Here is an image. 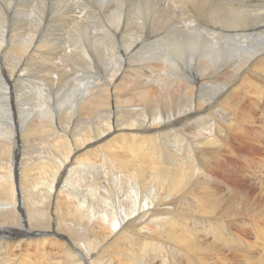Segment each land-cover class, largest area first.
<instances>
[{"label":"bare ground","instance_id":"obj_1","mask_svg":"<svg viewBox=\"0 0 264 264\" xmlns=\"http://www.w3.org/2000/svg\"><path fill=\"white\" fill-rule=\"evenodd\" d=\"M5 1L11 4L13 0ZM61 1L69 0H56L54 5H59V3H62ZM181 1L182 8L189 5L187 4L188 0ZM192 1L196 3L194 13L199 18L200 23L205 21L206 17L204 24H210V27L214 29L222 27L218 29H228L237 34L236 30L246 27L242 21H247L249 18L253 19V21H258L259 19L255 18L256 15L254 17L251 15L252 13H247L248 10L246 8L241 9V7L253 6L252 4L256 0L239 1V4L242 5L238 6L239 8L237 9L226 7L224 0ZM16 4V15L22 16V11H24V14L28 11L20 8L24 5L23 2ZM28 4L31 6L30 2ZM202 4H205V6L200 7ZM70 5L74 6L73 3ZM112 5L108 4L107 6L111 16V19L107 22L116 25L122 18L119 8H113ZM170 6L172 7L170 12L174 15L176 6L173 0H170ZM190 6L192 5L190 4ZM167 11L169 12L168 9ZM259 15L258 17H260ZM35 16L36 21H41L39 25L37 24V27L43 26L46 19L55 22V24L48 22L46 26L45 30H48L46 33L50 35L49 29L64 30L65 27L76 22L81 15L77 14L74 6L68 12L60 11L55 15H46L44 8L36 11ZM179 16L174 15L173 17L178 23L184 22L182 17L179 18ZM154 19L157 20L158 16ZM178 19L181 20L179 21ZM3 22L0 23L2 27V33H0V54L5 56L12 51L14 56L21 57V49L7 43L2 35L4 33L7 37H12L19 34L20 31L16 33L15 27L6 28ZM156 23L158 26L165 24L162 26L164 31L169 27L166 25L167 22L156 21ZM20 24L22 28L26 27V22H20ZM177 26L181 27L180 24ZM108 29L106 28V30ZM242 30L244 31V29ZM35 31L33 29L34 33ZM120 31H122V39L126 38L125 49L119 52L121 53L120 57L123 64L114 57L113 52L102 53L103 56L100 58L97 54L87 51L88 49L81 48L80 51L73 50L77 57L68 55L72 65H76L74 61L81 57L82 61H86V64L89 65H85L88 68V72L92 73L94 65L102 62L107 68V77L104 79L100 78V76H95L96 81H86L83 84L73 81L69 82L71 89L64 97L65 99L61 101L62 107L60 108L63 111L60 114H62V119L58 120L60 126L63 124L64 131L63 129L60 130L57 125L55 126L57 114L51 103V91H42L41 86L50 85V88L53 87L52 81L47 77L48 73L54 69L62 71L65 69L58 61L60 53H55L51 45L47 44L44 46L45 48L43 47L42 43H46V40L42 34L35 38L36 42L33 45L37 47L34 54L37 62L35 59L34 61L40 67L39 70H35V65L25 64L24 67L19 66V62L10 68L0 66V264H104L105 261L106 264H193L194 262L210 264V257L213 256L215 251L220 249L221 243L225 247L235 246L236 250L246 248V246L242 245L246 241L236 236L235 232L232 233L228 230L231 223L234 225L237 221H234L232 214L226 215L225 213L228 211L224 209L225 205L230 208L232 201L238 198L230 197L232 194H244L241 192L242 190L239 191L233 185L227 184L225 186L228 188L229 193L227 194L230 196L227 195L229 197L224 199L220 195L226 192L217 182L219 179H216L212 173L214 169H218L221 174L225 173L222 169L225 168V166H222L225 163L224 154L230 156L234 153L231 144L226 145L224 142L227 139L226 135L229 133L227 132L228 130L226 131L227 133H224L219 127L216 130L207 126V119L216 116L218 121H221L217 115H210L209 113L217 107L221 112V122H225L228 129H232V125H235V131H240L244 123V116L251 115L253 111L261 109L260 101L257 100L256 96L264 100V90L256 89L253 91V84L249 77L257 79V76L264 80V51L262 52V50L258 49L249 50L247 47L234 44H224L222 47L216 42H211L209 47H203L205 40L204 42L201 41L199 45L192 41L188 49L175 46L174 48L179 51L181 56L187 54L188 58H191V54L203 53L201 61H196L194 66L195 73L192 74L191 70L188 71V69L186 70L188 77L175 72L178 74L175 78L168 76L163 80H153L152 78L156 72V66L153 62L160 63L163 61L165 63L168 57L162 53L164 58L160 57L162 58L160 61L161 51L155 50L157 48L156 45L155 49L146 50L147 52L145 51L141 59L144 63L148 62L144 64L146 67H136L138 64L135 66L131 62L132 55L143 48L139 44L147 38L149 32L143 40H139L135 39V37L127 38L126 35L129 33L128 25L120 28ZM154 31L157 32L156 30ZM181 33L184 34L185 30ZM34 37L30 38L34 39ZM41 48H44L43 51L40 50ZM63 48L66 50V46H63ZM134 49L136 50L134 51ZM223 52L227 56L229 55L230 65L222 64L221 55ZM157 53H159V56ZM32 54L33 51L30 52L31 59H33ZM6 57L8 56L6 55ZM6 57L4 58L7 59ZM172 59H169L171 66L173 65L172 68H180L177 62L180 59L175 60L174 57ZM151 60L154 61L149 62ZM181 60L185 61V58L182 57ZM194 60L195 58L192 61ZM20 61L22 63V60ZM9 64L6 65L8 66ZM140 65H142V62ZM210 68L213 70L212 72L208 71ZM217 68L219 70L215 72ZM28 69L35 73L27 71ZM230 69L232 70L230 71ZM175 73L171 72L169 75H174ZM231 73L236 74L234 79L230 76ZM89 75L92 74L89 73ZM41 80H43L42 83H40ZM23 81H26L27 90H24L25 88L18 89V82L23 84ZM142 81H153V85L159 82L160 87L158 86L159 88H157L160 90L162 87L165 94L163 96L168 98L166 101L161 100L163 105L168 106L173 98L178 100L171 108L166 107L163 112H151V117L148 118L142 111V107L141 109L136 108L138 103H141L140 106H142V101L143 105L149 101L145 102V92L141 88ZM129 82H131L130 84L137 82L136 87H125V85H129ZM197 85L211 92L216 86L219 92L221 93L223 90V93L209 99H203L202 93H199L194 104L193 100H189V98L193 96L191 93L195 92ZM170 86L177 87V89L174 88L177 92L170 91ZM145 87L147 88V86ZM18 90L21 96L26 97L33 103L31 110L21 107L22 112L25 114L26 124L30 123L26 129V135L29 136L30 131L37 130L39 131V134H37L41 139L40 125H42L49 128L51 131L49 134L55 133L57 136L63 137L57 143L52 144L48 151L41 149L37 145L36 147L26 146L28 143L26 136V145L20 149L21 144L19 141H21V135L18 118L14 115L13 109L16 103L19 106L22 105L19 100V94H17ZM97 90H102L103 95L99 96ZM247 91H251L252 95H249ZM39 92L40 97H42L40 99H38ZM158 93L157 95L160 94ZM160 95L157 97L160 98ZM178 95L181 99L187 98L190 102H186V99L180 103ZM153 97L155 98L156 95ZM41 102H43V105L40 104ZM50 103L52 106L49 105ZM148 105L149 108L157 107L158 102L149 101ZM244 112L245 114H243ZM97 115L98 119L94 121L93 118ZM238 115L240 116L239 121L235 118ZM39 116L41 118L40 121L46 122L45 124L41 122L40 127L33 121H38ZM247 121L251 124L255 122L254 125L258 124L264 128V117L260 116L256 121L253 119H248ZM19 123L22 124V121ZM75 128L79 131L74 132ZM242 130L244 129L242 128ZM61 131H63V134L60 136L59 132ZM185 131L192 132L189 135L194 138L195 145L193 147L188 146L189 149L187 147L188 151L184 154V159H178L176 154H173L174 151L171 149V151L166 150L167 147L160 140L161 136L168 138L173 136V138H170L171 141L173 140L174 143L178 142L182 140L181 135L183 133L186 134ZM256 133H258L256 141H262L264 130L255 129L254 133L249 132L246 134L255 135ZM22 135L24 134L22 133ZM170 145L172 146V144ZM206 146H213L214 149H212L215 153H210ZM176 147L175 150H177ZM220 150H224V154L217 157L215 154H218ZM212 155H215V158L217 157L216 160L213 158L211 161ZM172 161H176V163H172ZM78 162L79 165H77ZM250 162L251 166L253 162L257 163L251 160ZM171 163L174 165L172 169L168 167ZM259 168L261 167L254 169L256 178L259 174L255 173L260 170ZM260 174L264 177L263 173ZM235 177L237 178V176ZM226 179L228 178L226 177ZM226 179L223 180L225 183ZM241 180L245 183L243 179ZM256 180L260 183L258 185L260 188L259 193L264 194V179H255V182ZM236 185H238V182ZM239 189L241 188L239 187ZM82 190H85V193L79 192ZM253 191L254 189L252 188L251 194H253ZM259 193L258 195L250 196L245 194L244 197H247L245 199L249 201V204L245 202L248 204L247 206L251 209L255 207L256 210L260 211L263 203H259L256 199L260 196ZM99 196L105 197V209L98 208L102 205ZM111 196H113V199ZM111 201L113 202L111 203ZM245 216L244 214L241 218ZM258 223L256 222V224ZM241 226L242 228H250L244 220H242ZM255 231L258 233L260 229L256 228ZM257 246L260 247V245ZM230 250L233 249L230 248ZM236 253L238 254V252ZM246 254L245 257H248L249 253ZM229 256L228 258H230ZM222 259H224L223 255ZM254 260L255 257L253 258ZM213 261L214 264L222 263L221 256H215ZM258 263L256 262L255 264Z\"/></svg>","mask_w":264,"mask_h":264},{"label":"rangeland","instance_id":"obj_2","mask_svg":"<svg viewBox=\"0 0 264 264\" xmlns=\"http://www.w3.org/2000/svg\"><path fill=\"white\" fill-rule=\"evenodd\" d=\"M4 1L5 0H0V23L4 21L3 24L6 25V28L15 27L14 29H15L16 33H18L19 31L20 32H19V34L14 35L15 37L12 36V35H11L12 37H7L6 35H4V33L2 35H3L4 40L6 39L5 41L7 43H9L10 45H13L14 47H19L21 49V51H20L21 57L14 56L12 51L9 54H6L8 57H6V55L4 56L3 54H0V56H1L0 57V66L1 67H9L10 68L12 65H14L15 63H18L19 62L18 63L19 66L24 67L25 64H29L30 66H34L35 65L36 66L35 70H39L40 67H38L36 65V63H35L36 57H34V54H35V51H36L37 47H35L33 45L36 42V39L35 38L37 36H40V34H42L43 38L46 40V43H42L43 44V47L46 46L47 44L53 46V48H52L53 51L55 53H60V56L58 57V59H59L58 61H59L60 65L65 69L63 71L62 70H59V69H54V70H52V72L50 71L48 73V76L47 77L52 81V86L53 87L50 88V85H47L46 87L45 86L44 87L41 86V90L42 91H45V92H47L49 90L51 91V97H52L51 103L53 104L54 111L57 114V121L55 122V126L57 125L58 128L60 130L63 129V131H64V127H62L63 124H61L62 126H60V123H59L58 120L62 119L61 118V115L62 114H60L63 111V109L60 108V107H62L61 101L63 99H65L64 97L66 96V94L71 89L69 82L73 81V82H76V83L83 84L86 81H90V82L96 81L95 80V76H97V77L100 76V78H104V79H106V77H107V68L104 66V64H102V62L96 63L94 65V68H93L94 70H93V73H92V72H88V68H86L85 65H87V66H89V65L86 64V61L83 62L82 59H81V57L77 58L74 61L76 63V65H74V64L72 65L71 61H69V59H68L69 58L68 55L69 56L70 55H73V56H76L77 57L76 53L73 50L80 51L81 48H84L86 50L88 49L87 51H89L91 53H94L95 55L97 54V56L100 57V58H102L101 56H103L102 53H110V52H113L114 57H116L121 62V64H123V61L121 60V57H120V54L121 53H119V52H120V50L125 49V46L124 45L126 43V38L122 39V37H121L122 31H120V28H122L124 26H127V25L129 26V33L130 34L128 33L126 35L127 38H129V37L130 38L135 37V39L143 40L145 38L146 34L149 32V34H147V38L143 42H141L139 44L144 49L141 48L140 51H138L136 54H133L132 55L133 57L131 58V62L133 63V65L136 66L138 64L136 67H141V66H143V67L145 66L146 67V65H144V64H147L148 62L147 63H144L143 60H141V59L143 58L146 50H148L150 48L155 49L156 45H157V48L155 50H158V51L160 50L161 51V53H160L161 56H159V53H157L158 56H159V58L160 57H163L162 56V53H164L165 56L168 57V60H166L165 63L163 61H161L162 58H160V61H161L160 63L155 62L154 60L149 61V62H153L154 61L153 63L156 66L155 67L156 72L154 73V76L152 78L153 80H163V79H165V77H168V76L171 77V78H175L178 75L176 73H179V74H181L183 76L186 75L185 77H188V74L186 73V70H188V69H189L188 71L191 70L192 74H194L195 73V67L194 66L196 65V61L197 62L201 61V59L203 57V53H201V54H197V53L191 54L192 55L191 58H188L187 57L188 56L187 54L181 56V54L179 53V51L175 50L176 48H174V46H175V47H183L185 49H188L192 41L193 42H196V44L199 45V43L201 41L204 42V40H205V43H203V47L204 46L205 47H209L210 44H211V42L212 43L213 42H216V43H218V45H222V47L224 46V44H229V45L230 44H234V45H239V46L247 47L249 50L258 49V50H262V52L264 51V14L262 15L263 17L261 16V14L264 13V0H256L255 2H253V4H252L253 6H251V7H248V6L241 7V9L246 8L248 10L247 13H250V14L252 13L251 14L252 16L255 17V15H256L255 18H259V19H258V21L257 20L256 21H253V19L249 18V19H247V21L246 20L242 21L244 23L243 25L246 26L245 27L246 29L245 28H241V29L236 30L237 31V34H236V32L230 31L228 29H218V28H222V27H218L217 29H214V28L210 27L211 26L210 24H204V22L206 21V17H205V21H201V23H200L199 18L194 13V9L196 7V5H195L196 3L194 1H192V0H188L187 1V4H189V5H187V7L185 5H183V6H185L184 7L185 9L182 8V5H181L182 4V1L181 0H173L174 1V5L176 6V12H175L174 15H180L179 18L182 17V20L184 21L182 23H178V21L175 19V17H173L174 16L173 13L170 12L171 11L170 8H172L170 6V0H162V1L161 0H156V1L155 0H150V1L149 0H137V1L136 0H104L103 2H102V0H69V1H61L62 3H59V5H54V3L56 2V0H13L11 4L10 3L8 4L7 1H5V2ZM17 1L19 3H22L23 2V4H24L20 8H23L24 10H28L27 12H25V14L23 13L24 11H22V16L23 17L21 15L18 16V15L15 14V10L17 9V7H16L17 4L16 3H18ZM179 1H181V2H179ZM224 1H225L224 2V5L226 7L230 8V9L232 7H234V8L237 9V8L240 7V5H242V4H239V1L242 2L244 0H224ZM29 2L31 3V6L28 4ZM152 2H154V3H152ZM257 2L259 4L261 3V5H259ZM71 3L74 4L75 10L77 11V14H79V16L81 15L80 17H78L79 19H77L76 22H73L68 27H65L64 30H59L57 28L49 29V31H50L49 34L50 35H47L48 33H46V32H48V30L47 31L45 30L47 28L46 26H47L48 22H50L52 24H55V22L46 19V20H44V23H43L44 25L43 26L40 25V26L37 27V24L39 25V23L41 21L39 22V21H36L35 20V17H36L35 16V12L36 11H39V10H42V9L45 8V14L46 15L47 14L55 15L56 13H58L60 11H62V12L63 11L68 12L72 7H74V6H71L70 5ZM204 3L206 4V2H204ZM108 4L109 5H112L113 4L112 5L113 8L117 7L120 10V15H121V18L122 19H120L119 23L116 24V25L115 24H112V23H108L109 22V19H111L110 11L108 12V8H107ZM190 4L192 6H190ZM205 4L200 5V7H204ZM165 5L167 7L164 8L163 6H165ZM149 7H150V9H149ZM4 8H5V10H4ZM167 9L169 10V12L167 11ZM259 9L260 10H263V11H260ZM255 11H257L258 13L255 12ZM54 12H55V14H54ZM192 13L194 14V16H193ZM258 15L260 17H258ZM88 16H89V18H88ZM157 16H158V19L157 20L154 19ZM163 17H165L166 19L163 18ZM86 18H88V19H86ZM186 18H187V20H186ZM260 18L263 19V20H261ZM88 20H90V21L88 22ZM156 21L162 22V23L167 22L166 25H168L169 27L164 31L162 26L165 25V24L158 26L157 23H156ZM20 22H26V24H25L26 27L24 26L25 28H22V26H20L21 25ZM103 23H105V24H103ZM178 24L181 25V27L183 28V30H182L181 27H178L177 26ZM108 25H111V26H108ZM96 26H98V27L96 28ZM106 28L107 29L109 28V29L106 30ZM156 28H158V29H156ZM0 29H1L0 30V33H2V27H1V25H0ZM33 29H34V31L36 30L35 33L33 32ZM160 29H162V30H160ZM242 29H244V31ZM52 30H53V32H52ZM154 30H156L158 33L155 32ZM184 30H185V33L182 34L181 32L184 31ZM177 32H178V34H177ZM67 33H69V34H67ZM54 34H56V35H54ZM163 34H165V35H163ZM32 36H35L34 39H31L30 38ZM184 36H188V37L185 38ZM74 37H75V39H73ZM189 37H190V40H189ZM12 38H14V39H12ZM200 38H201V40H200ZM207 38H208V40H207ZM179 39H181V40H179ZM14 40H15V42H14ZM26 40H27V42H26ZM16 41L17 42H20V41L23 42V41H25V42H23V43H21V42L20 43H17ZM149 45H151V46L149 47ZM153 45H154V47H152ZM63 46H66V50L63 48ZM167 46H169V47H167ZM87 47H89V48H87ZM164 47H165V49H164ZM44 48H41L40 50L43 51ZM163 49H164V51H163ZM135 50L136 49H134V51ZM32 51H33V54H32V58L33 59L30 58V52H32ZM175 51L177 52V54H176ZM3 56L6 57L7 59H5ZM228 56H227V54L225 52L222 53L221 60L223 61V63H222L223 65H230L231 64L230 63L231 61L228 60ZM173 57L175 58V60H179L180 59V61H177L178 62V67H180V68H177L175 66L174 67L177 68V69H173L172 68L173 65L171 66V64L169 62V59H172ZM182 57L185 58V61L181 60ZM193 58H195V60H194L195 62L192 61ZM34 59H35V61H34ZM225 59H227V60H225ZM2 60H4V61H2ZM20 60H22V63H21ZM141 62H142V65H140ZM153 63H151V64H153ZM6 64H9V65L7 66ZM263 66H264V64H263ZM75 67H77V69H75ZM159 68L161 69V71H160ZM218 68L215 70V72H218V70H219ZM231 70L232 69H230V71ZM254 70H256V69H254ZM27 71H31L32 73H35L34 71L29 70V69ZM184 71H185V73H184ZM208 71H211L212 72L213 70L210 68V70H208ZM171 72H174V73L176 72V73L174 75H169ZM89 73L92 74V75H89ZM44 74L46 75L45 72H44ZM63 74H64V76H63ZM103 74H105V75H103ZM181 75H179V76H181ZM235 75L236 74H233V73L230 74V76H232V79L235 78ZM197 77H199V76L197 75ZM249 78L251 79V83L253 84V91H255L256 89H258V90H264V80L261 77H257L256 76L257 79H255L253 77H249ZM42 81L43 80H41L40 83H42ZM181 81H183V80H181ZM25 82L26 81H23L22 82L23 84H21V82H18L17 86H18V89L19 90H20V88L21 89L25 88L24 90H27ZM150 82H148V81L143 82L142 81L143 84H141L142 85L141 88H142V90L144 89L143 91L145 92L144 93V99H145V102H147L148 100L150 102L151 101L152 102H155V103L158 102V106L157 107L154 106L153 107L154 109L152 107L149 108V105H148V102L149 101L146 104H144V105H143V101H142V106H140L141 103H138V107H136L138 109H141V107H142L143 108L142 111L144 112L145 115H147L148 118L151 117V114H150L151 112H153V111H155L156 113L163 112L166 109V107L171 108V106L174 105L176 103V101L178 100L177 98L176 99L173 98V100L169 103L170 106L169 105L166 106L165 104L163 105L161 103V100H165L166 101V99H168L166 96H163V94H164L163 90L164 89L162 87L160 88V90L158 89L160 87L159 82L154 83V85H153V81H150ZM130 83L131 82H129V85L128 84L125 85V87H129V88H132L133 87V88H135L136 85H137V82H135L133 84H130ZM81 84H79V85H81ZM144 85L147 86V88ZM210 85H212V83H210ZM170 88H171V90H170ZM174 88L177 89V87H175V86H170L169 87V90L172 91V92H174V91H176V90H174ZM195 88H196L195 89V92L191 93L193 96L191 98H189V100H191V99L193 100L194 104L196 103V97H197V94H199V93H202L201 96H202L203 99H209V98H212V97H215V96H219L220 94L223 93V90L220 93L219 92V89L216 86L214 87L215 90L213 89V92H211L210 90H208L206 88L203 89V87L200 88L199 85H197ZM19 90L17 91V94H19V100H20V103L22 105L19 106L16 103V106L14 105L13 106V109H14V115L16 116V118H18L19 131H20V135H21L20 136L21 137V141H19L20 144H21L20 145V149H21L22 146L26 145V140H25V136H26L27 137V140H28V143H27L26 146H28V147L29 146L36 147V145H37L38 147L40 146L41 149H46L48 151V149L51 148L50 146L52 144L57 143V141L60 140L63 137H59L55 133L49 134V132L51 133V131L49 130V128L48 127H43L42 125H40L41 122H44V124L46 123L45 121H40V119H41L40 116H39L38 121L37 120L36 121L33 120V121L36 122V124L38 126L40 125L42 127L41 128L39 126L40 127L41 139H40V137L38 135L39 134V131H37V130L30 131V133L28 135L31 136V137H29V136L26 135L27 134L26 133V129H27V127H28V125L30 123L29 124H26L25 114L22 112L21 107L23 109L31 110L33 108V105H32L33 103L30 100H28L26 97L21 96ZM57 90H59V91L56 93ZM146 91H147V94H146ZM158 92L162 95V97H161V95ZM97 93H98L99 96H102L103 95V91L102 90L101 91L97 90ZM157 93L160 95V98L157 97V96H159V95H157ZM247 93L249 95H252L251 94V91H247ZM155 95H156V97H155L156 99L153 97ZM142 96H143V94H142ZM176 96H177V94H176ZM40 98H42V97H40V92H39L38 99H40ZM46 98H47V96H46ZM179 98H180V96H179ZM256 98H257L258 101H260L259 102V105H260V108L261 109L260 110L258 109L255 112L253 111L251 115L244 116V123H243V126H241L240 131H235V129H236L235 125H232V127H233L232 129L231 128L228 129L227 128V124L225 125V122H221L222 121V119L220 117V115H221L220 113L221 112H220V109H218L217 107L214 108V111L209 112V113H210V115H217L221 121H218V118L216 116L213 117V118H208L207 119V121H208L207 126L212 127V128H214L216 130H218L220 128L221 130H223L224 133H227V132L229 133L228 135H226V138L228 140L227 139L225 140V138H224V140H225L224 142H225L226 145L231 144V146H232V148L234 150V153L231 154L230 156H228L227 154H224V150H220L218 152V154L216 153L215 155L217 157H218V155L224 154L225 163H223L222 166H225V168H222V169L224 170L225 173H222L221 174L218 169H217L218 171L216 169H214L212 171V173H213V175H214V177L216 179H219V181H217V182H219L220 187L226 192V193L220 195L221 197H224V199H226V197H229L230 196L229 194H227V193H229L228 192V188L225 186L227 184L228 185H231V186L233 185L239 191L242 190L241 192L244 194V195H242L241 193H240L241 195H239V193L232 194L230 197L233 196L234 198L235 197H238V198H236L235 201H232V205H231L230 208L228 207V205H225V208L224 209L228 211V212L225 213L226 215L232 214L233 217H234V219H235L234 221H237V223H234V225H232L233 223H231V226L228 227L229 228L228 230H230L232 233L235 232L236 236H239L241 239L245 240L246 243H243L242 245L246 246V248H247V250H246V248H244L243 249L244 251L243 250H236L235 249V246L225 247L224 244L220 242L221 243V247H220L219 250H217V251L214 252L213 256L210 257V260H209V263L210 264H214L213 258L215 256H219V255L221 256V262H222L220 264H243V262H244V264H255L256 262L258 263V261H259L258 264H264V253H263L264 252V215H263L264 214V209H263V207H264V202H263L264 201V198H263L264 197V194L259 193L260 192V190H259L260 188H259L258 185L260 183H258L257 180L255 182V179H258V180H259V178L264 179L263 175L260 174V173H263L264 174V172H263L264 171V169H263L264 168V143H262L264 141V138H263L262 141L258 142V141H256V138L258 137V133H256L255 135L246 134V133H249V132L250 133H254L255 132V129L264 130V128H262L263 126L261 127L258 124L254 125L255 122H254V124H251V123H249L247 121L248 119H253V120L256 121V120H258L260 118V116L262 118L264 117V100L263 99H260L259 96H256ZM186 99L187 98H183V99L180 98L179 101L181 103L182 101H185ZM194 99H195V101H194ZM189 100L187 99L186 102H190ZM179 101H178V103H179ZM51 103L49 104L50 106H52ZM40 104L43 105V102H41ZM41 105H40V107H41ZM145 105H147V106H145ZM218 113H219V115H218ZM101 114L103 115V113H101ZM243 114H245V112ZM58 116H59V118H58ZM248 116H251V117H248ZM237 117H239V118H237ZM235 118H236L237 121L240 120V116L239 115L236 116ZM97 119H98V115L95 116V118H93L94 121H96ZM21 121H22V124L19 123ZM249 124H250V126H249ZM224 125H225V127L227 129L224 127ZM242 128L244 130H242ZM63 131L59 132L60 134L59 133L58 134L61 136L63 134ZM75 131L78 132L79 130L75 128L74 132ZM70 132H71V130H70ZM72 132H73V130H72ZM22 133L24 135H22ZM185 133L186 134L183 133L181 135L182 140H180L178 142H175V143H174L173 140L171 141V139H170V138H173V136H170L169 138L168 137H165V136L164 137L161 136L160 142H162V144H164V146L168 148V149L166 148V150H168V151H171V150L174 151L173 154L175 153L176 156L178 157V159L179 158L180 159H184V157H185L184 154H186V152L188 151L189 147H191V146L193 147V145H195L194 138L189 135V134H192V132L191 131H188V132L185 131ZM218 133L219 134H223L222 132H218ZM189 136L191 137V139H190ZM37 137H39V138H37ZM253 137H255V138H253ZM196 143H197V141H196ZM170 144H172V146ZM175 144H177V145H175ZM260 144H262L263 146L260 145ZM197 145L199 146L198 143H197ZM183 146H185L186 148L185 147L183 148ZM175 147H176L177 150H175ZM187 147H188V149H187ZM206 148L208 149V151L210 153L211 152L212 153H215V151H213V149H214L213 146H208V147L206 146ZM215 155H212L211 156V161L213 160V158H214V160H216L217 157L215 158ZM250 160L257 162V163H254V162L252 163V166H254V167L251 166ZM261 162H262V164H261ZM172 163H176V161H174V162L172 161ZM172 163L170 164V166H168L171 169L174 167V165H172ZM255 164H256V166H255ZM77 165H79V162H78ZM257 167H261L262 169L259 168L260 170L257 171V173H255L257 175L259 174L258 177L256 178V176L254 175V171H255L254 169L257 168ZM233 170H235V171H233ZM218 174H219L220 177L218 176ZM235 176H237V178ZM239 176H241V177L239 178ZM226 177L228 179H226ZM250 177H251V179H250ZM224 179H226V183L223 181ZM241 179H243L245 183H243ZM251 180H252V182H250ZM237 182H238V185H236ZM254 182H255V184H254ZM244 184H245L246 187L244 186ZM242 185L244 186V189H243V186ZM224 187H226V188H224ZM239 187L241 189H239ZM248 187L251 188V189H249ZM76 188H78V187H76ZM252 188L254 189L253 194H251L252 193ZM257 189H258V191H257ZM79 192L83 194V193H85V190H82V191H79ZM245 192H247V193H245ZM258 193L260 194V196H258L256 199H257V201L259 203H261V202L263 203V205H261L262 208L260 210V211H263V212H260L259 210H256L255 207H254V209H251L249 206H247L249 204V201H247V199H245L247 197H244L245 194H247V195L250 196V195H258ZM236 194H238V195H236ZM227 195H229V196H227ZM111 197L113 199V196H111ZM99 199L102 202V205L99 206L98 208L99 209H105L104 208V206H105V197H100L99 196ZM242 199H243V201H242ZM112 202L113 201H111V203ZM245 202H247L248 204L245 203ZM244 214L246 216L243 217V218H241V216L244 215ZM242 220L246 221V223L248 224V226L250 228H242V226H241L242 225ZM260 221H261V223H260ZM256 222L257 223L259 222V223L256 224ZM253 228H255V229L256 228H259L260 229V232L257 233V231H255V229H253ZM261 234H263V235H261ZM256 239L258 241H260V242H258ZM254 240H255V242H254ZM251 242H253V243H251ZM257 245H260V247L257 246ZM230 248H232L233 250H236V251L230 250ZM251 248H252V250H251ZM248 251H250V252H248ZM236 252H238V254ZM239 252L242 253V254H240ZM246 253L247 254L249 253L251 256L249 254L247 255ZM245 254L248 257H245ZM255 254H257V255H255ZM222 255L224 256V259H222ZM228 256L230 258H228ZM254 257H255V260L253 261V258ZM262 257H263V259H262ZM245 258H247V259H245ZM226 259H228V260H226ZM228 261H230V262H228ZM238 261H239V263H238ZM104 264H106V261H105ZM193 264H206V263H203V262H201V263L194 262Z\"/></svg>","mask_w":264,"mask_h":264}]
</instances>
